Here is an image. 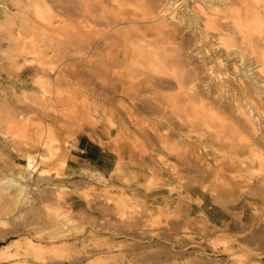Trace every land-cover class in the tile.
<instances>
[{
	"label": "rangeland",
	"instance_id": "374dc122",
	"mask_svg": "<svg viewBox=\"0 0 264 264\" xmlns=\"http://www.w3.org/2000/svg\"><path fill=\"white\" fill-rule=\"evenodd\" d=\"M16 1L0 0V18H14L9 29L4 32L0 29V181L4 175L18 176V172L27 176L24 170L28 157L34 158L38 167L36 173L27 176L28 182L22 181L31 192L28 204L15 207L14 190H8L9 194L0 198V253L5 250L3 247H7L10 255L21 252L25 242L50 248L54 244L49 242L61 236L64 240L56 245H65L64 252L60 250L56 257H46V264H195L194 249L185 248L194 242L195 235L177 228L181 215L177 202L185 192H190L193 203L203 197L210 203L212 192L224 190L216 186L207 190L196 188V184L186 180L176 182L163 174L165 145L152 134L165 135V122L160 116L131 112V82L89 81L82 77L80 68L70 66L62 51L52 47L43 50L39 57L34 54L35 60L19 57L17 39L21 44V40L30 38L29 28L34 31L39 25L45 28L49 20H36L30 14L25 23L20 16L10 14L17 10ZM170 1L172 9L182 16L180 39L185 47L184 58L202 71L201 90H211L208 95L212 98H233L245 109L252 107L253 111L247 112H254L251 115L256 118L251 116L257 130L256 149L264 153V75L255 66L243 67L234 56H229L222 68L227 77H218L214 67L216 53L208 42L211 36L205 38L200 31L202 19L195 11L198 3L185 0L190 9L183 3L177 7V0ZM44 32L42 37H48V31ZM36 81L50 98L39 108L32 106L31 98L38 89ZM131 119L139 124L131 126ZM183 134L194 136L189 131ZM150 137L154 140L150 141ZM81 138L85 143L100 145L112 155L106 179L69 173L75 156L71 151ZM187 142L197 144L196 140ZM59 149L65 153L62 168L57 164ZM261 162L255 163L253 180L259 174L264 175ZM98 167L102 168L101 162ZM178 168L183 174H191L179 165ZM235 174L232 176L236 179L246 175ZM181 183L185 184L183 188ZM56 190H62L58 202L53 193ZM45 211L61 215L65 227L49 229L47 226L53 222L45 217ZM190 215L195 217V211ZM83 257L88 260L79 263L77 259ZM207 258L215 259L210 253ZM245 260L248 259L239 258L238 263L244 264ZM20 261L0 259V264H23Z\"/></svg>",
	"mask_w": 264,
	"mask_h": 264
},
{
	"label": "bare ground",
	"instance_id": "6f19581e",
	"mask_svg": "<svg viewBox=\"0 0 264 264\" xmlns=\"http://www.w3.org/2000/svg\"><path fill=\"white\" fill-rule=\"evenodd\" d=\"M167 1L18 0L17 10L10 14L20 16L25 23L30 14L36 20H49L45 28V25H39L34 31L28 27L30 38L21 40V44L19 39L18 43L14 39L19 48L18 55L35 60L33 57H39L46 48L59 49L70 66L80 68L82 77L89 81L131 82V112L160 116L165 122V135L152 134L165 145L167 156L163 174L176 182L186 180L196 184V188L207 190L216 186L224 190L212 192L210 203L205 202L204 197L193 203L190 192H185L177 202L181 214L177 228L195 235L194 242L185 246L194 249L195 264H240L239 258H247L246 264H264V175L259 174L255 180L251 175L256 170L255 163L264 159V153L260 154L256 149L259 144L255 141L257 130L252 122L253 108L247 112L249 109L236 99L212 98L208 95L211 90H201L202 71L193 68L184 58L185 47L180 39L182 16L179 17L169 5L173 1ZM194 1L198 3L195 11L202 19L199 25L202 36H211L208 44L216 53V75L227 77L222 68L229 56H234L243 67L255 66L264 75V0ZM175 3H179L177 7L181 3L188 7L185 0ZM13 22L14 18H0V29L4 32ZM45 29L48 37H42L46 34ZM238 81L241 90L245 91L242 82ZM37 82L38 89L31 98L32 106L35 104L39 108L50 98ZM132 119L131 126H137L139 121ZM184 131L194 136L183 134ZM47 133L51 135L52 131ZM172 139L177 142L172 143ZM153 140L150 137V141ZM187 140H196V146ZM59 150L57 164L62 168L65 153ZM167 161L171 164H166ZM25 162L27 176L37 172L38 164L34 158L28 157ZM178 165L191 174L181 173ZM237 172L246 175L236 179L232 175ZM17 175H4L0 181V198L4 199L8 190L16 191V199L12 202L15 207L28 204L31 194L26 183L29 178L20 172ZM24 179L27 180L25 183L22 182ZM181 184L183 188L185 184ZM56 191L53 193L58 202L62 190ZM48 197L53 200L52 196ZM192 210L195 217L190 215ZM45 214L53 222L52 226H47L49 229L65 227L61 224V215L47 211ZM218 238L223 240L219 242ZM63 240L61 236L53 239L49 243L54 246L50 248L25 242L24 249L13 255L3 247L5 250L0 253V259L46 264V257L55 256L60 250L64 252L65 245H56ZM209 253L214 260L207 258ZM221 255L225 258L217 259ZM86 260L88 257L77 259L79 263Z\"/></svg>",
	"mask_w": 264,
	"mask_h": 264
},
{
	"label": "crops",
	"instance_id": "0c3cea01",
	"mask_svg": "<svg viewBox=\"0 0 264 264\" xmlns=\"http://www.w3.org/2000/svg\"><path fill=\"white\" fill-rule=\"evenodd\" d=\"M73 161L69 166V173L73 176H95L96 178H104L108 176V166L110 164L111 154L106 149H101L100 145L90 143L81 138L75 145ZM118 153H120L118 151ZM79 154V155H78ZM102 163V168L98 167Z\"/></svg>",
	"mask_w": 264,
	"mask_h": 264
}]
</instances>
